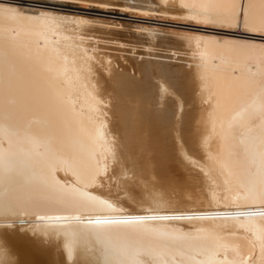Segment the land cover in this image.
I'll list each match as a JSON object with an SVG mask.
<instances>
[{"label": "bare ground", "instance_id": "1", "mask_svg": "<svg viewBox=\"0 0 264 264\" xmlns=\"http://www.w3.org/2000/svg\"><path fill=\"white\" fill-rule=\"evenodd\" d=\"M8 1L0 264H264V0H89L193 29ZM94 27L176 35L187 55L147 42L155 57L103 72L109 38L79 34ZM187 146L194 176L168 173Z\"/></svg>", "mask_w": 264, "mask_h": 264}, {"label": "rangeland", "instance_id": "2", "mask_svg": "<svg viewBox=\"0 0 264 264\" xmlns=\"http://www.w3.org/2000/svg\"><path fill=\"white\" fill-rule=\"evenodd\" d=\"M0 1H8V0H0ZM80 1L81 0H77V1H75V0H9L8 2L18 3V4H21L24 6H26V5L30 6L31 5L32 8L44 7L47 9L50 8V10H60L63 12H68V13L73 12L74 14H81V13L83 14L84 13L86 15V13H87V15L94 16V17L116 19V20H120V21L131 22V23L134 22V23H141L142 24V22H143V23H147V24H156V25L158 24V26H161V27H174V28H184V29H193V28L203 27V26H197L195 24L191 25L188 22H181L180 23L178 21L163 20L162 18L160 19L159 17L154 18L152 16V19H151V16H147V17L137 16L133 12L129 11L127 8H123V7H120L118 5H111L113 3L117 4V3L123 2L124 0H119V1L118 0H109V2H111L110 5H101L99 3L97 4L96 2L92 3L89 0H82L83 2L82 1L80 2ZM85 2H86V4H85ZM105 6H106V8H105ZM125 10H127V11H125ZM74 29H78V28L69 27V31L74 30ZM79 29L83 30V31H81V32H79V30L78 31L75 30V31L79 32V34L81 36L84 35L85 36V37L83 36L84 38H88L86 36H89V39H91V40H92V38H94L96 40L97 39L100 40V39H104V38L110 39V40L104 39V40H101V42H98V45L100 47L102 46V48H103V49H99L100 47H98V49H97V51L99 53L102 52V54H103L100 56L98 53V55L100 56L101 63H102L101 66H98L99 67L98 69L100 71L102 70L101 68H103L102 65L105 66V64H103L104 60H102V58L104 59V57H106V55L108 56L106 58L110 57V60L108 59L107 62L109 64L113 65L110 67H119L121 69H126V70H130V71L136 69L137 62L140 61L142 59V57H147V56L148 57H155V56H152V54H150V55L145 54V52L147 50L145 49L144 45H146L147 42H149V45H154V46H151V48H153V49L148 50V52H157V53L163 52L162 50L164 48L166 49V48L172 47V48H176L177 50L182 51V52H180V54H178V57H184L185 58L187 55V54H185L186 51H184V50H186L185 45L179 44L177 36L172 35V34L165 36L163 33L155 32L154 33L155 37H150V36H148L149 34L147 32L141 31V30L140 31L138 30V32H137L133 27H130V28L123 30V31H118L115 29L107 30V29H104L103 27L102 28L101 27L100 28L94 27V28H92V30L89 28H86V29L85 28H82V29L79 28ZM66 30H68V29H66ZM255 36H258V35H255ZM260 37H262V35L258 36V38H260ZM113 38H114V40H113ZM262 38H264V37H262ZM117 39L119 41L121 40L120 42L123 45H120V42ZM111 40L113 43H110ZM115 40H117V41L115 42ZM122 40H123V42H122ZM103 41H105V42H103ZM108 41H109V43H108ZM86 42H88V41H86ZM117 42H119V44ZM126 42H130V43L128 44ZM141 43H143V47H142ZM138 44H140V45H138ZM156 46H159V47H156ZM160 47H162V48H160ZM136 53H138V55ZM106 58H105V60H106ZM113 61H115V62H113ZM173 61H174V63L181 64V65H184L183 63L185 62L184 60H180V59H174ZM105 63H106V61H105ZM114 63L116 66L114 65ZM102 71L104 72V69ZM176 151L177 150L174 149L171 152H169V154L162 157L159 160L160 165H163L166 168V170L168 171V173L173 174V175H178V174L182 175L183 174L184 176H192V175L194 176V174H193L194 172L189 170V169H192V167H190L191 164L188 165L187 162L190 161L191 159H193L194 157H195L194 159L198 158L197 149L195 147L187 146L186 152L188 154L187 156H189L187 158L188 159L190 158L189 160H187V158H183L182 156H179L181 154L179 153V151H177V153H178L177 154ZM154 153H156V152H154ZM189 154H191V155H189ZM191 156H193V157H191ZM153 158L155 159L157 157H153Z\"/></svg>", "mask_w": 264, "mask_h": 264}]
</instances>
